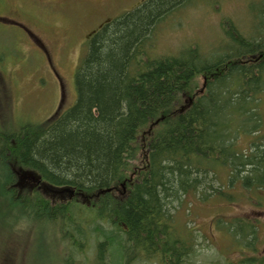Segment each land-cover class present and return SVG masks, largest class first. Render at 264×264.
<instances>
[{"label": "trees", "instance_id": "obj_1", "mask_svg": "<svg viewBox=\"0 0 264 264\" xmlns=\"http://www.w3.org/2000/svg\"><path fill=\"white\" fill-rule=\"evenodd\" d=\"M193 1L147 0L102 21L75 75L76 102L45 122L13 121L10 130L0 112V233L10 234L22 219L45 227V237L68 252V243L80 246L94 232L102 240L96 264H111L112 248L115 259L129 249L128 257L183 264L195 249L191 231L185 239L174 226L173 203L188 194L205 202L225 195L214 186L222 172L232 186L264 190V152L256 142L264 140V0H246L245 28L227 20L209 52L186 45L178 55L150 57L157 29ZM243 136L253 137L251 150L236 148ZM125 181L120 197L105 193L91 207L76 199ZM64 188L75 198L54 192ZM108 222L115 230L104 229ZM248 223L234 226L247 250L256 236Z\"/></svg>", "mask_w": 264, "mask_h": 264}, {"label": "rangeland", "instance_id": "obj_2", "mask_svg": "<svg viewBox=\"0 0 264 264\" xmlns=\"http://www.w3.org/2000/svg\"><path fill=\"white\" fill-rule=\"evenodd\" d=\"M48 1H0V112L4 113L5 127L10 130L15 129L13 121L16 125L40 124L52 117L60 106L73 105L77 100L75 75L91 39L87 34L103 20L116 19L147 0H73L67 5H49ZM246 2L197 0L188 3L178 19L165 22L157 29L150 57L178 55L192 45L201 46L205 52L218 47L223 39L221 27L227 20L244 28L247 25ZM202 85L203 79L199 86ZM260 108L264 118V94ZM260 134H264V127ZM252 139L243 136L236 148L251 150ZM256 142L264 152V140L257 139ZM218 178L220 180L214 182V186L225 191V195L212 196L205 202L200 195L188 194L181 203L172 204L177 208L172 211L175 212V228L185 239L191 231L195 249L183 264H250L248 258L252 264H264V190L246 189L239 183L232 186L227 172L220 173ZM219 182L223 183L220 185ZM120 190L122 187L118 185L116 193L120 194ZM77 200L88 207L95 202L94 199ZM241 219L248 220L249 226H255L256 236L248 250L243 247V237L237 238L238 230L234 228ZM15 223L17 226L10 229V234L0 233V252L9 251L8 255L0 257V264H11L10 257L12 264H66L69 256L74 260L72 264H96L97 245L102 240H97L94 232L89 233V238L79 239L80 246L68 243V252L61 242L45 237V227L41 229L40 225V231L35 224L28 226L22 219ZM103 224L106 231L115 230L110 222ZM93 228L88 227V231ZM34 231H38L39 236L34 235ZM65 252L68 255L62 259ZM129 253L127 249V255L115 259L112 248L110 255H114L108 256V262L162 264L153 254L128 257Z\"/></svg>", "mask_w": 264, "mask_h": 264}, {"label": "flooded vegetation", "instance_id": "obj_3", "mask_svg": "<svg viewBox=\"0 0 264 264\" xmlns=\"http://www.w3.org/2000/svg\"><path fill=\"white\" fill-rule=\"evenodd\" d=\"M0 1H3V0H0ZM73 1V0H49L48 1V4L49 5H67V4H70V2ZM1 4V2H0ZM22 25V24H21ZM23 28H25L26 30H28L26 28V26L22 25ZM29 31V30H28ZM32 34V33H31Z\"/></svg>", "mask_w": 264, "mask_h": 264}, {"label": "water", "instance_id": "obj_4", "mask_svg": "<svg viewBox=\"0 0 264 264\" xmlns=\"http://www.w3.org/2000/svg\"><path fill=\"white\" fill-rule=\"evenodd\" d=\"M71 193H73V192H71Z\"/></svg>", "mask_w": 264, "mask_h": 264}]
</instances>
